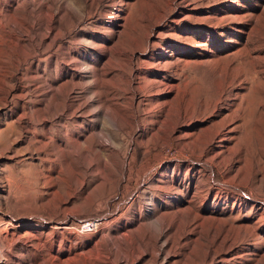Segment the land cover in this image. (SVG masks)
Masks as SVG:
<instances>
[{
    "label": "rangeland",
    "instance_id": "rangeland-1",
    "mask_svg": "<svg viewBox=\"0 0 264 264\" xmlns=\"http://www.w3.org/2000/svg\"><path fill=\"white\" fill-rule=\"evenodd\" d=\"M0 224L5 264H264V0H0Z\"/></svg>",
    "mask_w": 264,
    "mask_h": 264
},
{
    "label": "built area",
    "instance_id": "built-area-1",
    "mask_svg": "<svg viewBox=\"0 0 264 264\" xmlns=\"http://www.w3.org/2000/svg\"><path fill=\"white\" fill-rule=\"evenodd\" d=\"M7 227H8L7 224H0V264L6 263V251L4 245L2 244L1 239L5 238V236L7 235V231H8Z\"/></svg>",
    "mask_w": 264,
    "mask_h": 264
},
{
    "label": "bare ground",
    "instance_id": "bare-ground-1",
    "mask_svg": "<svg viewBox=\"0 0 264 264\" xmlns=\"http://www.w3.org/2000/svg\"><path fill=\"white\" fill-rule=\"evenodd\" d=\"M96 227H97V224L93 225L89 223L88 221L81 222L79 224V231L83 232V228H84V229H87L86 232H90V231L96 230Z\"/></svg>",
    "mask_w": 264,
    "mask_h": 264
}]
</instances>
